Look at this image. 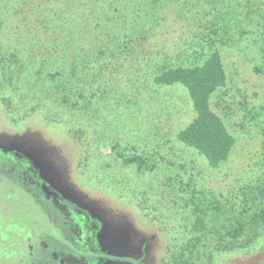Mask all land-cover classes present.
Returning <instances> with one entry per match:
<instances>
[{
	"label": "rangeland",
	"instance_id": "374dc122",
	"mask_svg": "<svg viewBox=\"0 0 264 264\" xmlns=\"http://www.w3.org/2000/svg\"><path fill=\"white\" fill-rule=\"evenodd\" d=\"M14 1L0 0V144L36 158L79 231L75 210L86 215L97 229L92 248L108 257L99 264H264V0H87L115 32L153 41L155 59L165 53L173 65L191 66L220 52L227 78L210 106L236 142L216 168L176 137L194 116L183 84L110 79L95 96L76 97L32 65L23 71L12 54ZM13 173L0 162V185L17 196L1 195L0 211L36 220L31 229L48 243L39 264L52 247L50 264L83 256L61 208Z\"/></svg>",
	"mask_w": 264,
	"mask_h": 264
},
{
	"label": "trees",
	"instance_id": "16d2710c",
	"mask_svg": "<svg viewBox=\"0 0 264 264\" xmlns=\"http://www.w3.org/2000/svg\"><path fill=\"white\" fill-rule=\"evenodd\" d=\"M12 7L17 20L15 29L19 30L15 37L18 52L12 54L17 55L23 71L29 73L27 67L32 65L45 80L61 84L76 97L83 93L95 96L105 84L106 89L110 79L129 82L150 78L152 88L179 82L188 91L194 116L177 132V139L195 148L213 168L227 160L236 140L210 106L212 94L225 86L227 78L217 49H212L199 64L173 65L165 53H161L163 61L155 59L156 46L148 37L115 32L110 19L87 0H15ZM150 98L152 115L158 108L152 103L157 102L155 96ZM56 200L67 216L65 221L76 232L78 223L69 216L61 199ZM83 215L77 209V216ZM77 221L81 222L79 218ZM84 248L86 253L89 250L87 254L73 256V261L66 264H99L108 258L90 244Z\"/></svg>",
	"mask_w": 264,
	"mask_h": 264
},
{
	"label": "flooded vegetation",
	"instance_id": "af4514ba",
	"mask_svg": "<svg viewBox=\"0 0 264 264\" xmlns=\"http://www.w3.org/2000/svg\"><path fill=\"white\" fill-rule=\"evenodd\" d=\"M13 145L11 146L9 143L6 144L5 142L0 144V162H2L3 166L5 167L7 174L10 172L13 173L15 170L18 171V178L15 177L14 173L9 175L12 176V178L15 180V183L20 182L21 184L18 185H24L27 188V191L36 196L40 201H42L43 195H46L45 199L49 201L50 204L51 202L53 203V208L56 206L58 207L56 198L61 199L59 192L62 193L63 191L58 190L57 187L53 188L50 180L48 179V183V180L42 175V173H39V164L36 158L28 157L27 151L21 147L20 144V146ZM27 164L29 166H27ZM30 168L36 171L35 175L30 171ZM33 177L36 179L32 184L31 182H33ZM41 177H44L46 180H42ZM12 183L13 182L10 184L12 185ZM6 185V183L0 185V196L2 195L4 200L7 198L6 200L13 202L15 201L14 198L17 196H10L9 192H14L16 190H10L11 188L7 189L5 188ZM50 188L55 189V191ZM34 189H38L39 191L42 190L43 193L40 194L41 199L39 198V193L34 191ZM37 193L38 195H36ZM18 200L19 198H17L16 201ZM6 204L10 205L8 201ZM75 216L77 219L79 218L82 223L81 231H79L80 228L78 227L76 228L77 230L75 232L74 228L69 225L70 222H65L66 226L68 224L67 228L68 230L70 229L69 232L72 233V238L76 239L79 243H82L84 247L88 246L89 244L92 245V243L95 241L94 239L96 237L97 229L92 228L90 224L85 221V214L82 217L77 216L75 213ZM0 217V259H7L9 264H39L38 258H40L42 251L47 250L48 243L46 241L47 235L45 233L41 231L35 232L31 229L33 224L34 226L37 225L36 220L28 222L27 216L25 214L20 213L19 211L3 209L0 211ZM65 219L67 218L65 217ZM6 225L9 226L6 228ZM50 239L51 237L49 235L48 240ZM54 249L55 248L53 247L49 249V261H46L45 264H50L52 262V257L54 258V256H56V251H54ZM99 259L103 260L102 257ZM93 261L95 260L93 259Z\"/></svg>",
	"mask_w": 264,
	"mask_h": 264
}]
</instances>
